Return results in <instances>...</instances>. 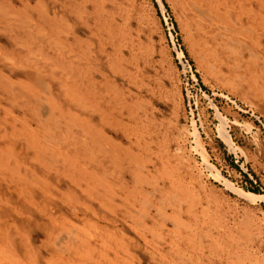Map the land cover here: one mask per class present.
Returning a JSON list of instances; mask_svg holds the SVG:
<instances>
[{
  "label": "rangeland",
  "instance_id": "rangeland-1",
  "mask_svg": "<svg viewBox=\"0 0 264 264\" xmlns=\"http://www.w3.org/2000/svg\"><path fill=\"white\" fill-rule=\"evenodd\" d=\"M36 1L0 0L3 261L34 264L27 252L34 248L39 264H54L62 254L49 244L66 231L63 246L75 248L68 263L264 264V197L245 198L226 184L264 196V61L249 67L248 51L241 59L217 35L220 23L229 35L249 39L238 20L250 7L262 35L264 1L200 0L216 13L203 38L183 0ZM166 18L195 74L190 97ZM218 111L228 118L235 148L221 135ZM81 233L88 235L84 243Z\"/></svg>",
  "mask_w": 264,
  "mask_h": 264
},
{
  "label": "bare ground",
  "instance_id": "bare-ground-1",
  "mask_svg": "<svg viewBox=\"0 0 264 264\" xmlns=\"http://www.w3.org/2000/svg\"><path fill=\"white\" fill-rule=\"evenodd\" d=\"M38 1V0H37ZM36 1V2H37ZM81 1V0H80ZM181 1V0H180ZM184 1V4H183V7L186 9V11H187V13H188V15L190 16V18H191V20H192V23H193V25H194V28H195V30H196V32L200 35V37H204V35L207 33V27L209 26V23H210V27H211V29L212 28H214L215 27V25H214V18H213V14L215 13L214 11H213V14H212V12L210 11V9H209V3H211V2H207L208 3V5L207 4H205V5H207L208 6V8L200 1V0H183ZM207 1H209V0H207ZM211 1V0H210ZM218 1V0H217ZM222 1H224V0H222ZM226 1H228V0H225V2ZM259 2H261V1H264V0H258ZM35 2V3H36ZM178 2H179V0H178ZM212 2H214V0L212 1ZM241 2V1H240ZM239 2V3H240ZM46 3V2H45ZM180 3V2H179ZM204 3H205V1H204ZM228 3V2H227ZM238 3V4H239ZM243 3H245L244 2V0H243ZM1 4V3H0ZM42 4H43V2H42ZM241 4V3H240ZM214 5H215V2H214ZM227 5H229V4H227ZM236 4H234V5H231V6H233V8H234V6H235ZM2 6V5H1ZM1 6H0V9H1ZM213 6V5H212ZM224 6V5H223ZM245 6V5H244ZM257 6H259V5H257ZM261 6V5H260ZM3 7H4V4H3ZM7 7V6H6ZM219 7V6H218ZM220 7H221V4H220ZM238 7V6H237ZM242 7V6H241ZM248 7V5L246 6V8ZM8 8V7H7ZM39 8V7H38ZM46 8V7H45ZM223 8H225V7H223ZM227 8H229V6L227 7ZM227 8H225L226 9V11H228L227 10ZM232 8V7H231ZM240 8V7H239ZM238 8V9H239ZM259 8V7H258ZM5 9V8H4ZM3 8H2V10H4ZM215 9V8H214ZM219 9V8H218ZM81 11H82V9H80ZM212 10V9H211ZM245 10V9H244ZM5 11V10H4ZM223 11V10H222ZM225 11V12H226ZM246 11V15H244V16H241L240 18H239V20H238V22L240 23V26H241V30H242V32L244 33V34H246L247 36H249L250 38L249 39H246V38H238V37H236L235 35H229V33H227L228 31H226L225 29H223V26H224V24L223 25H221L220 23H219V31H218V33H217V35H218V37H221V38H223V40L225 41V40H227V44L229 45V47H231V49L233 50V52H234V55H235V53L237 54V55H239V54H241V59H243L244 57H245V52L246 51H248V53H249V61L247 60V62H248V64H249V67L253 64V65H256V66H261V63L264 61V54H262L263 52H262V48L264 47L263 46V39H262V36L264 35V33H262V35H261V33H259V31H258V26L256 25V22H257V17H258V11H257V8H254V7H250L248 10H245ZM1 12H3V11H1ZM7 13V12H6ZM8 13H11V12H8ZM240 13H242V12H240ZM75 14V13H74ZM76 14H77V12H76ZM81 14V13H80ZM216 14V13H215ZM231 14V13H230ZM235 14H237V13H235ZM263 14V13H262ZM10 15V14H9ZM239 16V15H238ZM10 17V16H9ZM13 17V16H12ZM87 17V16H86ZM3 18V17H2ZM6 18V17H5ZM17 18H19V17H17ZM56 18V17H55ZM216 18V17H215ZM263 18V17H262ZM22 19V18H21ZM25 20V19H24ZM27 20V19H26ZM25 20V21H26ZM40 20V19H39ZM7 21V20H6ZM15 21V20H14ZM30 21V20H29ZM260 21V20H259ZM37 22H39V21H37ZM217 22V21H216ZM260 22H262V21H260ZM6 23V22H5ZM17 23V22H16ZM61 23V22H60ZM188 23V22H187ZM237 23V22H236ZM26 24V23H25ZM38 24V23H37ZM42 24V23H41ZM218 24V23H217ZM258 24H260V23H258ZM264 24V23H263ZM3 25V24H2ZM19 25H21V23L19 24ZM36 25V24H35ZM67 25V24H66ZM213 25H214V27H213ZM12 26V25H11ZM17 26V25H16ZM261 26H264V25H261ZM260 26V27H261ZM13 27V26H12ZM42 27V26H41ZM210 27H209V29H210ZM17 28V27H16ZM60 28V27H59ZM67 28H68V26H67ZM225 28V27H224ZM264 28V27H263ZM22 29H24V28H22ZM30 29H32V27L30 28ZM95 29V28H94ZM13 30V29H12ZM44 30V29H43ZM59 30V29H58ZM57 30V31H58ZM194 30V31H195ZM215 30V29H214ZM228 30H230V29H228ZM2 31V30H1ZM6 31H7V29H6ZM27 31V30H26ZM263 31H264V29H263ZM263 31H261V32H263ZM28 33V32H27ZM34 33H35V31H34ZM37 33V32H36ZM41 33V32H40ZM45 33V32H44ZM66 33V32H65ZM115 33V32H114ZM113 33V35H115ZM211 33V32H210ZM30 34V33H29ZM57 34V33H56ZM28 35V34H27ZM31 35V34H30ZM38 35V34H37ZM46 35H48V34H46ZM212 35V34H211ZM216 35V36H217ZM215 36V35H214ZM240 36V35H239ZM26 37V36H25ZM30 36H28V38H29ZM45 37V36H44ZM83 37V36H82ZM113 37V36H112ZM27 38V37H26ZM32 38V37H31ZM47 38H48V36H47ZM49 38H50V36H49ZM52 38H54V36H52ZM84 38V37H83ZM226 38V39H225ZM257 38V39H256ZM18 39V38H17ZM218 39V38H217ZM21 40V39H20ZM206 40H208V39H206ZM222 40V39H221ZM222 40V41H223ZM22 41V40H21ZM40 41V40H39ZM54 41V40H53ZM115 41V40H114ZM251 41H253V44L251 43ZM59 42V41H58ZM55 43V42H54ZM54 43L52 44V45H54ZM65 43V42H64ZM113 43V42H112ZM24 44V43H23ZM41 44V43H40ZM51 44V43H50ZM49 44V45H50ZM115 44V43H114ZM18 45V44H17ZM20 45H22V44H20ZM25 45H27V43L25 44ZM51 45V46H52ZM58 45V44H57ZM59 45H61V44H59ZM23 46V45H22ZM36 46H38V45H36ZM88 46V45H87ZM1 47V46H0ZM24 47H26V46H24ZM28 47H30V46H28ZM217 47V46H216ZM39 48V47H38ZM37 48V49H38ZM42 48V47H41ZM60 48V47H59ZM37 49H36V51H37ZM35 50V49H34ZM62 50H64V46H63V49ZM78 50V49H77ZM84 50V49H83ZM86 51V50H85ZM33 52V51H32ZM38 52H40V51H38ZM37 52V53H38ZM28 53H29V51H28ZM34 53V52H33ZM37 53H36V55H37ZM3 54V53H2ZM35 54V53H34ZM60 54V53H59ZM62 54H64V53H62ZM124 54V53H123ZM1 55V54H0ZM3 55H5V54H3ZM3 55H1V56H3ZM89 55V54H88ZM12 56V55H11ZM32 56V55H31ZM35 56V55H34ZM62 56V55H61ZM25 57V56H24ZM28 57V56H27ZM26 57V58H27ZM33 57V56H32ZM38 57V59H39V57H40V55L39 56H37ZM42 57V56H41ZM45 57V56H44ZM60 57V56H59ZM73 57V56H72ZM217 57V56H216ZM11 58V57H10ZM20 58V57H19ZM26 58H24V59H26ZM29 58V57H28ZM46 58V57H45ZM64 58V57H63ZM79 58V57H78ZM37 59V60H38ZM41 59V58H40ZM73 59V58H72ZM74 59H76V58H74ZM136 59V58H135ZM240 59V60H241ZM77 60V59H76ZM79 60V59H78ZM9 61V60H8ZM30 61V60H29ZM45 61H46V59H45ZM74 61V60H73ZM72 61V62H73ZM81 61H82V59H81ZM213 61H215V60H213ZM27 62V61H26ZM40 62H41V60H40ZM17 63V62H16ZM16 63L14 64V65H16ZM39 63V62H38ZM81 63V62H80ZM109 63V62H108ZM206 63V62H205ZM217 63V62H216ZM220 63V62H219ZM241 63V62H240ZM252 63V64H251ZM26 64V63H25ZM25 64H23V67L25 66ZM28 64V63H27ZM36 64V63H35ZM42 64V63H41ZM41 64H39V65H41ZM52 64V63H51ZM114 64V63H113ZM223 64V63H222ZM73 65V64H72ZM78 65V64H77ZM82 65V64H81ZM237 65V64H236ZM17 66V65H16ZM21 66V65H20ZM28 66V65H27ZM31 66V65H30ZM55 66V65H54ZM88 66V65H87ZM36 67V66H35ZM44 67V66H43ZM86 67V66H85ZM241 67V66H240ZM25 68V67H24ZM34 68V67H33ZM78 68H79V65H78ZM115 68H116V65H115ZM212 68V67H211ZM220 68V67H219ZM232 68V67H231ZM44 69V68H43ZM51 69H55L54 67L53 68H51ZM58 69V68H57ZM33 70H35V69H33ZM38 70V69H37ZM36 70V71H37ZM41 70V69H40ZM84 70H85V68H84ZM134 70V69H133ZM214 70V69H213ZM212 70V71H213ZM211 71V72H212ZM264 70H262V72H263ZM52 72V71H51ZM215 72V71H214ZM239 72V71H238ZM49 73H50V71H49ZM90 74V73H89ZM264 74V73H263ZM48 75V74H47ZM220 75V74H219ZM222 75V74H221ZM257 75H259L260 76V74H257ZM3 76V75H2ZM68 76H70L69 75V73H68ZM7 77V76H6ZM65 77V76H64ZM74 77V76H73ZM72 77V78H73ZM3 78H5L4 76H3ZM3 78H2V80H3ZM220 78H222L221 76H220ZM235 79V78H234ZM236 79H239V78H236ZM71 80V79H70ZM5 81V80H4ZM82 81V80H81ZM9 82V81H8ZM38 82V81H37ZM40 83V82H39ZM38 83V84H39ZM43 83V82H42ZM88 83V82H87ZM11 85H12V83H11ZM10 85V86H11ZM14 85V84H13ZM16 85V84H15ZM40 85V84H39ZM48 85V84H47ZM259 85V84H258ZM42 86V85H41ZM46 87H48V86H46ZM38 88V87H37ZM239 89H240V87H238ZM243 89H245V88H243ZM250 88H248V90H249ZM19 90V89H18ZM24 91H25V89H23ZM42 91V90H41ZM67 91V90H66ZM241 91H243V90H241ZM247 91V90H246ZM251 91H253V89L251 90ZM250 91V92H251ZM15 92V91H14ZM25 92H27V91H25ZM46 92V91H45ZM49 92H50V90H49ZM107 92V91H106ZM24 93V92H23ZM66 93V92H65ZM73 93V92H72ZM262 93V92H261ZM246 95H247V93H245ZM72 95V94H71ZM245 95V96H246ZM30 97H31V95H29ZM253 96V95H252ZM19 97V96H18ZM17 97V98H18ZM27 97V96H26ZM54 97V96H53ZM68 97V96H67ZM74 97V96H73ZM72 97V98H73ZM114 97V96H113ZM15 98V97H14ZM251 98V97H250ZM26 99V98H25ZM38 99V98H37ZM37 99L35 98V100L37 101ZM46 99V98H45ZM69 99V98H68ZM74 99V98H73ZM77 99V98H76ZM7 100H9V99H7ZM13 100V99H12ZM23 100V99H22ZM39 100V99H38ZM78 100V99H77ZM77 100H75V101H77ZM259 100H261V99H259ZM10 101V100H9ZM13 101H15V99L13 100ZM17 101H18V99H17ZM74 101V100H73ZM79 101V100H78ZM84 101V100H83ZM12 102V101H11ZM10 102V103H11ZM60 102V101H59ZM110 102V101H109ZM14 103H16V102H13V104ZM37 103V102H36ZM40 103V102H39ZM42 103H44V102H42ZM27 104V103H26ZM59 104V103H58ZM79 104H81L80 102H79ZM22 105V104H21ZM29 105H31V104H29ZM39 105V104H38ZM85 105V104H84ZM14 106H15V104H14ZM40 106V105H39ZM47 106V105H46ZM81 106H83L82 104H81ZM116 106H118V105H116ZM120 106V105H119ZM33 107V106H32ZM44 107V106H43ZM135 107V106H134ZM18 108V107H17ZM20 108H22L23 109V107H20ZM49 108V107H48ZM47 108V110H49ZM83 108V107H82ZM88 108V107H87ZM115 108V107H114ZM27 109V108H26ZM33 109V108H32ZM37 109V108H36ZM83 109H85V107L83 108ZM120 109V108H119ZM41 110H42V108H41ZM89 110V109H88ZM33 111V110H32ZM43 112V111H42ZM46 112V111H45ZM54 112V111H53ZM93 112V111H92ZM26 113V112H25ZM46 113H49L48 111L46 112ZM16 114V113H15ZM55 114V113H54ZM4 115V114H3ZM35 115H36V113H35ZM47 115V114H46ZM51 116H52V114H51ZM60 116V115H59ZM132 116V115H131ZM218 116H219V118H220V120H221V128H220V132H221V135H222V137L229 143V145L232 147V148H235V143L233 142V140H232V137H231V134H230V131H229V129H228V125H229V121H228V118L225 116V115H223L221 112H219L218 111ZM5 118H6V116H5ZM46 118V117H45ZM43 119V118H42ZM52 119V118H51ZM26 120V119H25ZM59 120V119H58ZM47 122H48V120H46ZM123 121V120H122ZM15 122V121H14ZM18 122V121H17ZM34 122V121H33ZM37 122H39V120L37 121ZM50 123V122H49ZM54 123V122H53ZM56 124V123H55ZM60 124V123H59ZM72 124H74V123H72ZM133 124V123H132ZM1 125V124H0ZM16 125V124H15ZM57 125V128H59L58 127V124H56ZM68 125V124H67ZM76 125H77V123H76ZM124 125V124H123ZM4 126V125H3ZM70 126V125H69ZM74 126V125H73ZM50 127V126H49ZM126 127H128V126H126ZM73 128V127H72ZM113 128H114V126H113ZM4 129V128H3ZM29 129V128H28ZM67 129V128H66ZM24 130V129H23ZM50 130H51V128H50ZM56 130V129H55ZM69 130V129H68ZM53 130H51V132H52ZM128 131V130H127ZM11 132V131H10ZM13 132V131H12ZM15 132V131H14ZM66 132V131H65ZM76 132V131H75ZM3 133V132H2ZM55 133V132H54ZM132 133V132H131ZM193 133V135L196 137V140H197V144H199L200 146L199 147H201L202 148V152L201 153H203V155H204V157H205V161L208 163V165H209V167H212L213 168V166L210 164V162L208 161V156H207V152L205 151V149H204V147H203V145L201 144V137H200V132H199V129L197 128V126L195 125V123H194V131L192 132ZM4 134H5V132H4ZM12 134V133H11ZM73 134V133H72ZM98 134V133H97ZM74 135V134H73ZM85 135V134H84ZM139 135V134H138ZM1 136V135H0ZM3 136V135H2ZM19 138H20V136L19 135H17ZM49 136V135H48ZM58 136V135H57ZM103 136V135H102ZM17 137V138H18ZM50 137V136H49ZM52 137V136H51ZM62 138V137H61ZM85 138V137H84ZM87 138V137H86ZM85 138V139H86ZM4 139V138H3ZM36 139H38V138H36ZM91 139V138H90ZM55 140H56V138H55ZM59 140V139H58ZM75 140H77L76 138H75ZM82 140V139H81ZM92 141H93V139H91ZM52 142V141H51ZM17 143V142H16ZM15 143V144H16ZM53 143V142H52ZM76 143V142H75ZM7 145V144H6ZM6 145H3V146H6ZM12 145V144H11ZM17 145V144H16ZM50 145V144H49ZM25 146H27V145H25ZM28 147V146H27ZM48 147V146H47ZM13 148V147H12ZM90 148V147H89ZM95 148V147H94ZM103 148V147H102ZM6 150V149H5ZM28 150V149H27ZM95 150H97V149H95ZM98 150H100V148L98 149ZM106 150V149H105ZM9 151V150H8ZM8 151H6V152H8ZM20 151H21V149H20ZM38 151V150H37ZM101 151V150H100ZM1 152V151H0ZM12 152V151H11ZM11 152H9V153H11ZM86 152H88V151H86ZM93 153H94V150L92 151ZM91 152V153H92ZM99 152V151H98ZM39 153H41V152H39ZM36 154V153H35ZM47 154V153H46ZM101 154V153H100ZM119 154V153H118ZM58 155V154H57ZM86 155V154H85ZM98 155V154H97ZM116 155V154H115ZM99 156V155H98ZM105 156V155H104ZM111 156H113V155H111ZM116 156H118V155H116ZM46 157H47V155H46ZM58 157H59V155H58ZM95 157H97V156H95ZM119 157V156H118ZM17 158V157H16ZM28 158V157H27ZM33 158V157H32ZM43 158H44V156H43ZM107 158V157H106ZM109 158V157H108ZM120 158V157H119ZM83 159H85V158H83ZM97 159V158H96ZM99 159V158H98ZM117 159V158H116ZM17 160V159H16ZM31 160V159H30ZM40 160V159H39ZM86 160V159H85ZM8 161V160H7ZM10 161V160H9ZM45 161V160H44ZM97 161V160H96ZM6 162V161H5ZM15 162V161H14ZM33 162H34V159H33ZM40 162V161H39ZM42 162V161H41ZM40 162V163H41ZM90 162V161H89ZM21 163V162H20ZM38 163V162H37ZM47 163V162H46ZM56 163V162H55ZM108 163V162H107ZM15 164V163H14ZM18 164V163H17ZM57 164V163H56ZM19 165H21V164H19ZM29 165V164H28ZM69 165V164H68ZM133 165V164H132ZM146 165V164H145ZM15 166L17 167L18 165H16L15 164ZM31 166V165H30ZM34 166V165H33ZM53 166V165H52ZM19 167V166H18ZM27 167V166H26ZM32 167V166H31ZM21 168V167H20ZM52 168H54V167H52ZM64 168H66V167H64ZM109 168V167H108ZM114 168V167H113ZM116 169H118L119 170V168H116ZM5 170V169H4ZM7 170V169H6ZM18 170V169H17ZM26 170V169H25ZM1 171H2V169H1ZM21 171H22V169H21ZM72 171H74V170H72ZM119 171H121V170H119ZM8 172V171H7ZM105 172V171H104ZM2 173V172H1ZM74 173V172H73ZM113 173V172H112ZM219 173V172H218ZM6 175V174H5ZM4 175V176H5ZM23 175V174H22ZM26 176H28V174L26 175ZM58 176V175H57ZM78 176H80V175H78ZM104 176V175H103ZM116 177V176H115ZM223 177V176H222ZM18 178V177H17ZM19 179V178H18ZM58 179H59V177H58ZM57 179V180H58ZM83 179V178H82ZM7 180V179H6ZM81 180V179H80ZM147 180V179H146ZM3 181H4V179H3ZM16 181V180H15ZM78 181V180H77ZM83 181V180H82ZM226 181V180H225ZM13 182H14V180H13ZM80 182V181H79ZM18 183V182H17ZM23 183V182H22ZM16 184V183H15ZM21 184V183H20ZM81 184V183H80ZM226 184H228L229 186H232L235 190H237L241 195H243V196H245V198H248V199H251V200H255L256 201V199H258V198H262V197H264V196H262V195H259V194H256V193H253V192H248V191H245V190H243V189H240V188H237V187H235L233 184H231L229 181H227V183ZM23 185V184H22ZM16 186H18V185H16ZM47 186V185H46ZM94 186V185H93ZM27 187V186H26ZM82 187V186H81ZM18 188V187H17ZM43 188V187H42ZM69 189V188H68ZM83 189V188H82ZM31 190V189H30ZM33 190V189H32ZM61 190V189H60ZM157 190V189H156ZM27 191V190H26ZM69 191V190H68ZM99 191V190H98ZM103 191H105V190H103ZM31 192V191H30ZM91 192V191H90ZM95 192V191H94ZM12 193V192H11ZM28 193V192H27ZM91 193H93V192H91ZM108 193V192H107ZM153 193V192H152ZM25 194V193H24ZM32 194V193H31ZM34 194V193H33ZM9 195V194H8ZM17 195V194H16ZM26 195V194H25ZM34 196V195H33ZM131 196V195H130ZM1 197V196H0ZM88 197V196H87ZM28 198V197H27ZM58 198V197H57ZM112 198V197H111ZM146 198V197H145ZM33 199V198H32ZM105 199V198H104ZM147 199V198H146ZM161 199V198H160ZM40 200H42V199H40ZM96 200V199H95ZM107 200V199H106ZM0 201H1V198H0ZM29 201H31V200H29ZM34 201H37V200H34ZM39 201V200H38ZM46 201V200H45ZM44 201V202H45ZM145 201V200H144ZM43 202V201H42ZM52 202V201H51ZM54 202V201H53ZM102 202V201H101ZM1 203H2V201H1ZM55 203V202H54ZM90 203H91V201H90ZM89 203V204H90ZM111 203V202H110ZM141 203H143V202H141ZM4 204V203H3ZM48 204V203H47ZM113 204V203H112ZM74 205V204H73ZM116 205V204H115ZM111 206H113V205H111ZM130 206V205H129ZM18 207V206H17ZM110 207V206H109ZM146 207V206H145ZM95 209V208H94ZM112 209V208H111ZM72 210V209H71ZM113 210V209H112ZM111 210V211H112ZM115 210V209H114ZM123 211V210H122ZM117 212V211H116ZM41 213V212H40ZM43 213V212H42ZM123 213V212H122ZM125 213H127V212H125ZM155 213V212H154ZM25 214V213H24ZM142 214V217L144 218V219H146V217L148 216V214L147 213H144V212H142L141 213ZM181 214V213H180ZM47 215V214H46ZM78 215V214H77ZM137 215V214H136ZM107 217V216H106ZM120 217V216H119ZM162 217V216H161ZM13 218V217H12ZM113 219V218H112ZM132 220V219H131ZM116 221H117V218H116ZM118 221H119V219H118ZM117 221V222H118ZM171 221V220H170ZM63 222V221H62ZM120 222V221H119ZM140 222V221H139ZM10 223V222H9ZM80 223V222H79ZM175 223V222H174ZM173 223V224H174ZM78 224V223H77ZM11 225V224H10ZM43 225H44V223H43ZM84 225H86L85 223H84ZM6 226V225H5ZM159 226H160V223H159ZM177 226V225H176ZM12 227V226H11ZM88 227V226H87ZM9 228V227H8ZM52 228V227H51ZM78 228V227H77ZM84 228V227H83ZM118 228V227H117ZM160 228V227H159ZM11 229V228H10ZM75 229V228H74ZM87 229V228H86ZM5 230V229H4ZM25 230V229H24ZM62 230H64V229H62ZM72 230V229H71ZM70 230V231H71ZM162 230V229H161ZM12 231V230H11ZM52 232H53V230H51ZM149 231V230H148ZM169 231V230H168ZM4 232V231H3ZM24 232V231H23ZM57 232V231H56ZM66 232V231H65ZM65 232H63V233H60L59 235H57L54 239V241L51 243V244H49L50 245V247H52V249L54 250V251H56L57 253L59 252V253H61L62 254V256L60 257V259H62V260H58L57 262L56 261H54L55 263L54 264H78V263H76L75 261L73 262V260H72V262L70 263H68L67 262V259L68 258H70V256H67V259H65L66 258V255L67 254H70L75 248H70V246H68V244H66V245H64L63 246V242H66V238L68 239V235L67 234H65ZM80 232V231H79ZM90 232H91V229H90ZM197 232V231H196ZM4 233H6V232H4ZM3 233V234H4ZM10 233V232H9ZM14 233V232H13ZM75 233V232H74ZM119 233V232H118ZM148 233V232H147ZM169 233V232H168ZM188 233V232H187ZM8 234V233H7ZM20 234V233H19ZM82 234V233H81ZM97 234V233H96ZM99 235H100V233H98ZM120 234V233H119ZM122 234V233H121ZM120 234V235H121ZM153 234V233H152ZM185 234H186V232H185ZM243 234V233H242ZM21 235V234H20ZM53 235V234H52ZM52 235H49V237H51ZM74 235V234H73ZM76 235V234H75ZM79 235L80 234H77L76 236H75V238H73V239H76L77 238V240L79 239L78 237H79ZM116 235V234H115ZM155 235H156V233H155ZM165 235V234H164ZM191 235V234H190ZM189 235V236H190ZM4 236V235H3ZM7 236V235H6ZM66 236V237H65ZM82 236H83V240L81 239V240H79L78 242H85L86 240H87V237H88V235L86 234V233H83L82 234ZM169 236V235H168ZM240 236V235H239ZM9 237H10V234H9ZM17 237V236H16ZM102 237H103V235H102ZM191 237H192V235H191ZM251 237V236H250ZM249 237V238H250ZM14 238V237H13ZM45 238H47V237H45ZM70 238V237H69ZM117 238V237H116ZM154 238V237H153ZM194 238V237H193ZM196 238V237H195ZM242 238V237H241ZM244 238V237H243ZM248 238V239H249ZM98 239V238H97ZM121 239V238H120ZM127 239V238H126ZM189 239V238H188ZM252 239V238H251ZM46 240V239H45ZM180 240V239H179ZM190 240V239H189ZM11 241H12V239H11ZM27 241V240H26ZM50 241V240H49ZM96 241V240H95ZM106 241V240H105ZM109 241V240H108ZM157 241V240H156ZM162 241V240H161ZM177 241V240H176ZM247 241V240H246ZM9 242V241H8ZM100 242V241H99ZM112 242V241H111ZM123 242V241H122ZM127 242V241H126ZM129 242V241H128ZM169 242V241H168ZM179 242V241H178ZM23 243V242H22ZM94 243V242H93ZM105 243V242H104ZM7 244V243H6ZM10 244L11 245H13V247H15V249L17 250V245L15 244V241L13 240L12 242H10ZM155 244V243H154ZM173 244V243H172ZM178 244V243H177ZM180 244V243H179ZM27 245V244H26ZM48 245V243H47V246H49ZM75 245L78 247V243H75ZM91 245H92V243H91ZM96 245V244H95ZM112 245H113V243H112ZM88 246V245H87ZM114 246V245H113ZM116 246V245H115ZM159 246V245H158ZM177 246V245H176ZM211 246H213V245H211ZM9 247V246H8ZM12 247V246H11ZM97 247V246H96ZM100 247V246H99ZM130 247V246H129ZM154 247V246H153ZM80 248H82V246L80 247ZM86 248V247H85ZM92 248V247H91ZM101 248V247H100ZM106 248H109V247H106ZM128 248V247H127ZM159 248V247H158ZM163 248V247H162ZM177 248V247H176ZM26 249V248H25ZM84 249V248H83ZM88 249V248H87ZM102 249V248H101ZM118 249V248H117ZM124 249V248H123ZM145 249V248H144ZM166 249V248H165ZM243 249V248H242ZM13 250V249H12ZM76 250H79V249H76ZM114 250V249H113ZM143 250V249H142ZM175 250V249H174ZM100 251V250H99ZM98 251V252H99ZM117 251V250H116ZM153 251V250H152ZM175 251H177V250H175ZM175 251H173L174 253H175ZM179 251V250H178ZM16 252V251H15ZM28 253H30V256H32L33 257V262H34V264H39L40 263V257L38 256V253L36 254V252L34 251V248H28V251H27ZM104 252V251H103ZM170 252V251H169ZM169 252H168V254H169ZM18 253V252H17ZM124 253V252H123ZM127 253V252H126ZM149 254V253H148ZM155 254V253H154ZM51 255V254H50ZM79 255H80V253H79ZM156 255V254H155ZM175 255V254H174ZM177 255H179V254H177ZM182 255V254H181ZM48 256V255H47ZM101 256H102V254H101ZM107 256V255H106ZM133 256V255H132ZM164 256V255H163ZM172 256V255H171ZM184 256V255H183ZM228 256H230V255H228ZM21 257V256H20ZM26 257V256H25ZM24 257V258H25ZM72 257V256H71ZM91 257V256H90ZM167 257H168V255H167ZM181 257V256H180ZM27 258V257H26ZM29 258V257H28ZM54 258V257H53ZM57 258V257H56ZM116 258V257H115ZM154 258V257H153ZM216 258V257H215ZM31 259V258H30ZM94 259V258H93ZM97 259V258H96ZM129 259V258H128ZM131 259V258H130ZM180 259V258H179ZM182 259V258H181ZM192 260L191 258H188V260ZM55 260H57V259H55ZM83 260V259H82ZM102 260H103V258H102ZM105 260V259H104ZM116 260V259H115ZM121 260V259H120ZM119 260V261H120ZM157 260H159V259H157ZM15 261V259H14V257H12V259L10 258V260H8L7 262L5 261H3V258H2V256H1V254H0V264H17V263H15L14 262ZM31 261V260H30ZM29 261V262H30ZM50 261V260H49ZM52 261V260H51ZM50 261V262H51ZM65 261L67 262V263H65ZM86 261V260H85ZM106 261V260H105ZM118 261V262H119ZM131 261V260H130ZM133 261V260H132ZM166 261V260H165ZM179 261V260H178ZM186 261V260H185ZM102 262V261H101ZM189 262V261H188ZM86 263H88L87 261H86ZM167 263V262H166ZM175 263V262H174ZM192 263H193V260H192ZM196 263V262H195ZM121 264V263H120ZM127 264V263H126ZM138 264V263H137ZM165 264V263H164ZM176 264V263H175ZM188 264V263H187ZM197 264V263H196ZM202 264V263H201Z\"/></svg>",
  "mask_w": 264,
  "mask_h": 264
},
{
  "label": "built area",
  "instance_id": "built-area-1",
  "mask_svg": "<svg viewBox=\"0 0 264 264\" xmlns=\"http://www.w3.org/2000/svg\"><path fill=\"white\" fill-rule=\"evenodd\" d=\"M166 25H167V29H168L169 34H170L171 39H172L174 51L176 52L178 61L182 67L186 93H187L188 97H190V93H191V91L195 85V83H194L195 82V78H194L195 74L193 73V68H192L189 60L187 59L184 51H183L182 45L179 41V38L177 37V34H174V32H175L174 23L169 22V19L166 18Z\"/></svg>",
  "mask_w": 264,
  "mask_h": 264
}]
</instances>
